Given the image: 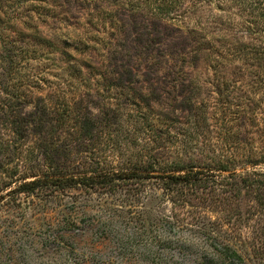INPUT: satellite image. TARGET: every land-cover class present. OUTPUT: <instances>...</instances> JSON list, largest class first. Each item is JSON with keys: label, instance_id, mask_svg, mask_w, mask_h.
Instances as JSON below:
<instances>
[{"label": "rangeland", "instance_id": "374dc122", "mask_svg": "<svg viewBox=\"0 0 264 264\" xmlns=\"http://www.w3.org/2000/svg\"><path fill=\"white\" fill-rule=\"evenodd\" d=\"M179 2L0 0V264H264V0Z\"/></svg>", "mask_w": 264, "mask_h": 264}, {"label": "trees", "instance_id": "16d2710c", "mask_svg": "<svg viewBox=\"0 0 264 264\" xmlns=\"http://www.w3.org/2000/svg\"><path fill=\"white\" fill-rule=\"evenodd\" d=\"M164 8L162 12L164 15L167 14L169 9H172L175 5H179V0H158ZM264 8V5H263ZM161 14V13H160ZM180 174H160V175H150L143 174L139 171L130 172H98L92 175H81L78 177H71L66 179H54L45 178L39 179L32 182H23L18 188L13 192L19 194L32 193L38 189L43 188H54L57 190L70 189V188H80V189H112L116 188L119 183H125L126 181H141L147 178H155L163 182L165 189H170L172 187L179 188L181 186H195L204 182L202 178L204 172L193 173L192 170L185 171L184 168H180ZM184 171V172H183ZM172 188V189H174ZM224 253H220L225 256V259L229 261L230 264L242 263L243 260L241 256L230 250V248H223Z\"/></svg>", "mask_w": 264, "mask_h": 264}]
</instances>
